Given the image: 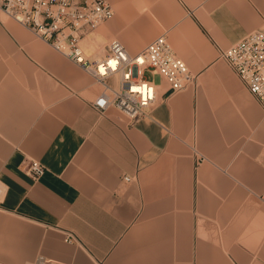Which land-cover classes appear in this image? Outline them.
Wrapping results in <instances>:
<instances>
[{"label": "crops", "instance_id": "1", "mask_svg": "<svg viewBox=\"0 0 264 264\" xmlns=\"http://www.w3.org/2000/svg\"><path fill=\"white\" fill-rule=\"evenodd\" d=\"M107 2L80 42L89 61L165 34L196 81L170 92L144 70L157 103L131 123L93 106L117 75L0 19V264H264V106L219 56L264 31V0Z\"/></svg>", "mask_w": 264, "mask_h": 264}, {"label": "built area", "instance_id": "2", "mask_svg": "<svg viewBox=\"0 0 264 264\" xmlns=\"http://www.w3.org/2000/svg\"><path fill=\"white\" fill-rule=\"evenodd\" d=\"M5 15L30 30L99 81L118 76V87H107L93 102L102 113L108 107L121 110L131 123L149 116L157 103L155 86L143 71L157 74L176 92L193 85L195 74L179 58L161 34L139 53L131 55L117 39L110 40L103 58L89 61L81 50V40L113 15L107 0H0V16ZM240 81L264 106V31H251L219 52ZM103 102V103H101ZM33 180L47 170L40 161L30 159L23 168ZM129 181L128 176H124ZM76 238L67 232L65 241Z\"/></svg>", "mask_w": 264, "mask_h": 264}, {"label": "rangeland", "instance_id": "3", "mask_svg": "<svg viewBox=\"0 0 264 264\" xmlns=\"http://www.w3.org/2000/svg\"><path fill=\"white\" fill-rule=\"evenodd\" d=\"M8 18V19H11V18H9V17H7V16H5V15H1L0 16V19H2V18ZM13 20V19H12ZM30 31V30H29ZM31 32V31H30ZM32 33V32H31ZM32 35L35 37V38H37L33 33H32ZM39 39V38H38ZM144 77L145 78H150L151 77V75H150V73H148V72H146V73H144Z\"/></svg>", "mask_w": 264, "mask_h": 264}, {"label": "clouds", "instance_id": "4", "mask_svg": "<svg viewBox=\"0 0 264 264\" xmlns=\"http://www.w3.org/2000/svg\"><path fill=\"white\" fill-rule=\"evenodd\" d=\"M101 103H103V102H101Z\"/></svg>", "mask_w": 264, "mask_h": 264}]
</instances>
